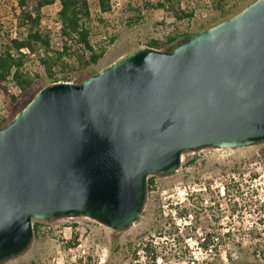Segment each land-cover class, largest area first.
I'll return each instance as SVG.
<instances>
[{
	"label": "water",
	"instance_id": "water-1",
	"mask_svg": "<svg viewBox=\"0 0 264 264\" xmlns=\"http://www.w3.org/2000/svg\"><path fill=\"white\" fill-rule=\"evenodd\" d=\"M264 144V0L167 51L137 49L77 84L37 92L0 128V264L32 220L136 223L150 176L181 156Z\"/></svg>",
	"mask_w": 264,
	"mask_h": 264
},
{
	"label": "rangeland",
	"instance_id": "rangeland-1",
	"mask_svg": "<svg viewBox=\"0 0 264 264\" xmlns=\"http://www.w3.org/2000/svg\"><path fill=\"white\" fill-rule=\"evenodd\" d=\"M157 1L162 2L118 0L112 10L109 0L110 12L100 13L98 0H87L90 44L96 51L104 48L103 56L81 72H63L58 64L52 80L30 55L24 69L33 84L25 94L8 84V94L17 98L12 104L0 90V118L10 123L43 88L77 84L152 39L163 41L173 32L195 34L222 21V11L212 0H178L179 9L191 14L179 22L156 7ZM254 1L228 0L223 12L231 17ZM58 10L57 1L41 9L40 30L49 39L50 51L59 52L65 45L75 50L56 31ZM13 13H18L17 0H0L2 42L21 33ZM62 62L77 67L74 58ZM150 177L140 217L128 229L113 231L84 217L32 220L40 227L28 248L2 264H264V144L198 148L182 154L173 174ZM207 240L210 251L202 245Z\"/></svg>",
	"mask_w": 264,
	"mask_h": 264
},
{
	"label": "trees",
	"instance_id": "trees-1",
	"mask_svg": "<svg viewBox=\"0 0 264 264\" xmlns=\"http://www.w3.org/2000/svg\"><path fill=\"white\" fill-rule=\"evenodd\" d=\"M55 1L59 2L57 20L61 26L60 33L62 37L72 43L75 50L71 46L67 47L65 45L59 52L50 51L49 39L40 30L41 9L52 5ZM212 1L215 7L222 11V16L219 21L227 19L229 16H225L223 9L228 0ZM98 6L100 13H108L111 10L109 0H98ZM156 7L165 10L166 14L177 22L191 17V14L179 9L178 0L157 1ZM17 9L18 13L15 15L14 13L12 14V20L16 22L18 31H21V33H18L15 38H8L4 42L0 40V90L4 94L9 95L7 89L8 84L15 87L21 94H25L31 88L33 78L24 69L25 62L30 55H35L47 77L52 80L56 75L54 69L58 64L62 65L61 70L63 72L65 69L71 72H81L90 66L96 65L98 60L103 56L104 48L96 51L90 44V32L86 24L90 18L87 0H17ZM192 35L184 34L179 36L176 32H173L168 34L163 41L150 40L146 47L167 51L175 44L184 42ZM110 41L112 42L113 39ZM39 50H42L41 53H39ZM64 57L74 58L77 67H71L63 63L62 59ZM9 98L10 104L14 103L17 99L12 95H9ZM7 124L5 119L0 118V128ZM151 183L152 180L149 177L147 180V188ZM39 227V222L35 221L32 224L33 232H38ZM207 243L208 240L202 244L205 249H208L210 246ZM145 250L147 251V248Z\"/></svg>",
	"mask_w": 264,
	"mask_h": 264
},
{
	"label": "built area",
	"instance_id": "built-area-1",
	"mask_svg": "<svg viewBox=\"0 0 264 264\" xmlns=\"http://www.w3.org/2000/svg\"><path fill=\"white\" fill-rule=\"evenodd\" d=\"M125 1V0H124ZM58 2V1H57ZM112 2H113V4H112V6H111V8H112V10L114 9V8H117L118 6H119V2H118V0H112ZM59 3V2H58ZM207 5H208V1H207ZM209 6V5H208ZM201 17L202 18H205L206 17V13H204V14H202L201 15ZM56 31L58 32V34L60 35L61 33H60V23L59 22H57L56 24ZM202 242H204V238L202 239ZM206 250H209L210 251V248L208 247V249H206Z\"/></svg>",
	"mask_w": 264,
	"mask_h": 264
}]
</instances>
